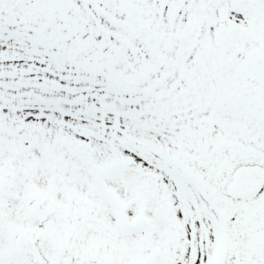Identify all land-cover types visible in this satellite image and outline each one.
<instances>
[{"label":"snow or ice","instance_id":"6c2138e0","mask_svg":"<svg viewBox=\"0 0 264 264\" xmlns=\"http://www.w3.org/2000/svg\"><path fill=\"white\" fill-rule=\"evenodd\" d=\"M0 264H264V0H0Z\"/></svg>","mask_w":264,"mask_h":264}]
</instances>
